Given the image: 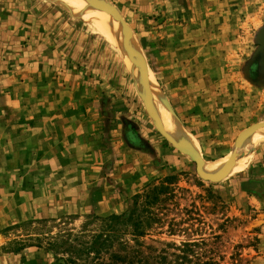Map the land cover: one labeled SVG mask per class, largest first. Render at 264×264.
<instances>
[{"label":"rangeland","instance_id":"1","mask_svg":"<svg viewBox=\"0 0 264 264\" xmlns=\"http://www.w3.org/2000/svg\"><path fill=\"white\" fill-rule=\"evenodd\" d=\"M100 1L121 17L98 7L125 54L57 0H0V264H70L50 235L140 212L161 184L145 245L204 239L221 264H264V139L243 171L206 180L150 111L205 164L223 162L264 122V0Z\"/></svg>","mask_w":264,"mask_h":264},{"label":"trees","instance_id":"2","mask_svg":"<svg viewBox=\"0 0 264 264\" xmlns=\"http://www.w3.org/2000/svg\"><path fill=\"white\" fill-rule=\"evenodd\" d=\"M168 179L171 178L166 177L165 181ZM166 190L167 185L163 184L153 187L144 195L140 212L136 202L129 214L94 215L78 231L62 229L48 237L47 249L65 255L70 264H221L213 250L206 248L204 239L168 242L160 247L140 241L156 219L149 206L157 202L158 193ZM90 224L95 228H86ZM35 239L39 247L40 240L37 236Z\"/></svg>","mask_w":264,"mask_h":264},{"label":"bare ground","instance_id":"3","mask_svg":"<svg viewBox=\"0 0 264 264\" xmlns=\"http://www.w3.org/2000/svg\"><path fill=\"white\" fill-rule=\"evenodd\" d=\"M57 1L63 3L64 5L68 6L69 8H71L74 12L79 14V16H81L87 20L94 21L96 23L97 27L108 38V40H110L112 43H114L117 48L121 49V51H123L124 54L126 53L124 51L123 46H122V39H123L122 25H120L119 22L113 20V18H112V20L115 22V24L118 26V28L120 30H122L120 32L119 29L116 28V26H113L114 22L109 20L107 15L104 14V12L102 10H100L97 6H95L91 0H57ZM130 39L132 41V45H131L132 48L135 50H138L136 47L134 37L132 36ZM125 46H126V43H125ZM127 53H128V51H127ZM127 61H129V60H127ZM131 65H132V63H131ZM136 71L135 72L132 71V72L136 73ZM148 75H149L148 76L149 80L151 82V83H149L150 84L149 86L152 88L151 93L154 95L155 99L159 100L158 92H157V89H156L155 84L153 82V78H152L150 73ZM136 78L138 80H140L139 76H137V75H136ZM140 82L143 84L142 80ZM149 94H150L149 92L146 94L147 98H148ZM160 103H161V101H160ZM151 104H152V108H153L155 114L161 120L164 129L166 130V132H168L172 136L171 133H173L175 130V125L172 122L173 119H171V117L166 115L167 112L164 113V111L159 107V105L157 103L154 105V103L152 102ZM173 118L175 119L174 116H173ZM175 121H176V119H175ZM176 123L178 124L177 121H176ZM178 126H179V124H178ZM177 129H179V128H177ZM175 134H176V132H175ZM176 135L178 136V134H176ZM257 139L258 140L264 139V126L261 128L259 127V129H256L250 135L248 134L247 136L241 137V139L237 142L238 144H237V146H235L236 154H237L236 159H235L234 163L232 164V166L229 168V170L226 172V174L241 172L249 165V163L251 161V157H252V151H251L252 145L251 144H252L253 140H257ZM228 157H229V155L226 157V159L224 161H226L228 159ZM224 161L223 162L222 161H216V162H211V163H206V164L204 163L202 166V171L204 173H213V172L217 171L225 163Z\"/></svg>","mask_w":264,"mask_h":264},{"label":"water","instance_id":"4","mask_svg":"<svg viewBox=\"0 0 264 264\" xmlns=\"http://www.w3.org/2000/svg\"><path fill=\"white\" fill-rule=\"evenodd\" d=\"M94 5L97 7H100L106 11H108L113 17H115L117 20H121V17L114 12L110 7H108L106 4L102 3L100 0H93ZM135 61V60H134ZM142 76V81L143 82H147L145 80L146 77H148V74L146 72H142L140 73ZM148 83V82H147ZM149 97L150 94L148 96V99L145 100V102H149ZM168 108V107H167ZM150 111L151 113L154 115V118L156 119L157 123H158V117L155 114L152 106H150ZM169 111L173 114V112L169 109ZM157 126H159V128L163 131V133H165V135H167V137L172 141V143L183 153L187 154L188 156L191 157V159L195 162L196 164V171L198 173V175H200V177H202L203 179L206 180H216L220 177H223L224 175H226V172L229 170V168L232 166V164L234 163L235 159H236V148L233 149V151L231 152V154L229 155L227 161L215 172L213 173H204L202 171V166L204 164V162L202 161L198 151L188 142L186 141H182L181 143H178L174 137H172L168 132H166V130L164 129V127L160 124H157ZM264 126V122H259V123H255L253 125H251L249 128H247L236 140L235 142V146H237V142L240 140L241 137L246 136L248 134H250L252 131L258 129L259 127Z\"/></svg>","mask_w":264,"mask_h":264},{"label":"crops","instance_id":"5","mask_svg":"<svg viewBox=\"0 0 264 264\" xmlns=\"http://www.w3.org/2000/svg\"><path fill=\"white\" fill-rule=\"evenodd\" d=\"M258 71H259V75L258 76H264V63H261L260 65H259V69H258ZM261 78V82H264V79H263V77H260ZM0 115H1V110H0ZM0 120H2V118L0 117ZM43 120V122H45V119H42ZM59 120H61V117H59ZM30 133H33L34 134V131L32 130V131H30ZM0 139H1V137H0ZM165 152H168V149H166V148H162L161 147V149H158V154H162V155H165ZM254 201H257V199H254ZM258 202V201H257Z\"/></svg>","mask_w":264,"mask_h":264}]
</instances>
